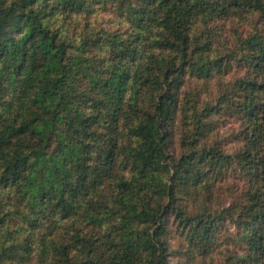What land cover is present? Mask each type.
<instances>
[{
  "label": "trees",
  "instance_id": "16d2710c",
  "mask_svg": "<svg viewBox=\"0 0 264 264\" xmlns=\"http://www.w3.org/2000/svg\"><path fill=\"white\" fill-rule=\"evenodd\" d=\"M0 264H264V0H0Z\"/></svg>",
  "mask_w": 264,
  "mask_h": 264
}]
</instances>
